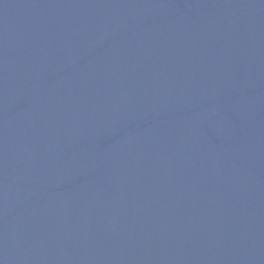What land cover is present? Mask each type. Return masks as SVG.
I'll return each mask as SVG.
<instances>
[{
    "label": "water",
    "instance_id": "1",
    "mask_svg": "<svg viewBox=\"0 0 264 264\" xmlns=\"http://www.w3.org/2000/svg\"><path fill=\"white\" fill-rule=\"evenodd\" d=\"M0 264H264V0H0Z\"/></svg>",
    "mask_w": 264,
    "mask_h": 264
}]
</instances>
